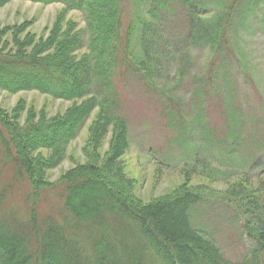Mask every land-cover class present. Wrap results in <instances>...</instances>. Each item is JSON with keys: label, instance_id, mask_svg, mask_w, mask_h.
I'll return each mask as SVG.
<instances>
[{"label": "trees", "instance_id": "trees-1", "mask_svg": "<svg viewBox=\"0 0 264 264\" xmlns=\"http://www.w3.org/2000/svg\"><path fill=\"white\" fill-rule=\"evenodd\" d=\"M10 1L0 0V7ZM35 1L81 11L86 27L57 24L40 40L21 37L25 26L0 30L1 89L73 101L64 113L34 112L23 121V102L10 113L0 106V264H264V150H252L243 160L249 168L238 174L247 187L257 179L253 192L242 184L216 194L182 187L149 202L135 196L119 163L131 145L125 94L142 91L169 129L182 126L190 136L193 128L173 93L194 84L193 101L204 120L206 102L228 91L225 76L236 64L249 76L236 20L256 6L264 12V0ZM10 29L11 41L5 37ZM194 49L208 55L202 76L188 79ZM96 109L87 161L50 180L47 171L62 163ZM225 110L227 126L217 132L203 125V142L231 150L257 145L243 111L237 117V110ZM255 131L264 142V131ZM215 132L224 137L218 140ZM109 134L101 159L97 149ZM214 205L238 219L236 252L220 243L217 227L203 222Z\"/></svg>", "mask_w": 264, "mask_h": 264}, {"label": "rangeland", "instance_id": "rangeland-1", "mask_svg": "<svg viewBox=\"0 0 264 264\" xmlns=\"http://www.w3.org/2000/svg\"><path fill=\"white\" fill-rule=\"evenodd\" d=\"M69 22L76 23L77 29L86 27L83 13L79 10H66L62 2L12 0L0 7V30L25 26L21 37L33 34L35 39L40 40L46 38L57 24H61L62 28L66 29L65 26ZM236 31L238 33L235 38L236 43L243 49L246 61L250 64L247 72L249 76L243 75L236 64L231 72L232 75L229 73L225 76L228 84L231 83L227 87L228 91L224 90L223 93L218 94V97L211 96L212 98L208 100L209 106L208 101L206 102L204 120H201L200 112L193 101L194 84L185 85L183 89L173 93L181 100L182 114L189 119L187 120L189 127L193 128L190 136L187 133L188 129L182 126L169 129L161 109L142 91L134 89L125 94L124 111L129 119L131 145L124 150L119 163L124 171V178L128 179L131 190L139 200L153 201L182 187L210 194L226 193L237 184H242L250 192L256 190L257 179H253L247 187L243 184L244 177L238 174L249 168L250 162L244 168L243 160L252 150L255 148L264 150L263 139L258 138V133L255 131V129L264 131V12L262 9L256 6L247 14L239 16L236 20ZM12 33L13 30H8L5 35L7 40H12ZM10 46H13L11 42ZM207 55L206 50L191 51L193 62L188 79L195 73L202 76ZM172 70L175 71V68ZM20 102L25 105L20 116L22 121L29 113L34 112L38 116L44 113L50 117L64 113L73 104V101L55 98L36 90L11 93L0 88L2 109L9 113L13 112ZM225 106L228 112L237 110L238 112L235 113L237 117L239 111H243L241 119L247 126L246 132L256 136L253 138L257 139V145H235L231 150L228 148L229 145H207L205 141L203 142L201 129L208 130L204 128L205 125L217 132L227 126ZM98 114L99 110L96 109L80 135L71 141L62 163L47 171L50 180H58L67 170L87 161L91 149L89 134ZM225 130L224 128L223 131ZM217 132H215L216 137L221 140L224 132L221 135ZM110 139L109 134L97 149L101 159L107 154ZM43 152L48 154L49 150ZM213 208L214 210L211 209L207 215L202 216L203 222L208 226L217 227L219 232L216 236L220 243L230 251L234 248L236 252L239 238L238 219H233L232 211L225 206L222 208L214 205ZM207 217L214 219L210 222ZM229 219L233 221L232 224ZM241 246L242 243L239 245V250Z\"/></svg>", "mask_w": 264, "mask_h": 264}]
</instances>
